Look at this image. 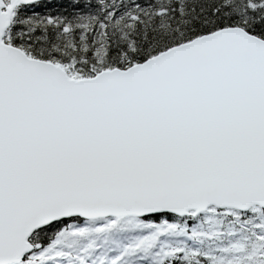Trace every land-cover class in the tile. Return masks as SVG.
<instances>
[{
	"label": "snow or ice",
	"instance_id": "obj_1",
	"mask_svg": "<svg viewBox=\"0 0 264 264\" xmlns=\"http://www.w3.org/2000/svg\"><path fill=\"white\" fill-rule=\"evenodd\" d=\"M0 264H264V0H0Z\"/></svg>",
	"mask_w": 264,
	"mask_h": 264
}]
</instances>
